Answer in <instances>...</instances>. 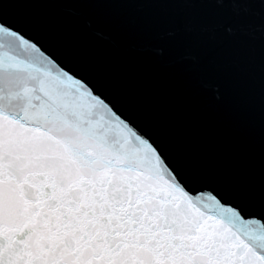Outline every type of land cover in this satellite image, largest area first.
<instances>
[{
  "label": "snow or ice",
  "instance_id": "obj_1",
  "mask_svg": "<svg viewBox=\"0 0 264 264\" xmlns=\"http://www.w3.org/2000/svg\"><path fill=\"white\" fill-rule=\"evenodd\" d=\"M51 9L97 15L116 44L156 33L165 63L204 54L194 77L243 73L258 164H208L71 30L32 22ZM0 264H264V0H0Z\"/></svg>",
  "mask_w": 264,
  "mask_h": 264
},
{
  "label": "water",
  "instance_id": "obj_2",
  "mask_svg": "<svg viewBox=\"0 0 264 264\" xmlns=\"http://www.w3.org/2000/svg\"><path fill=\"white\" fill-rule=\"evenodd\" d=\"M119 15L139 20L145 14L128 10ZM32 22L71 30L122 98H134L141 109L162 118L208 164L240 172L258 164L259 113L248 102L252 88L243 73L194 77L184 67L206 55L188 50L181 53L188 57L184 64L162 62L156 33L145 34L134 45L116 44L110 28L95 14L72 18L65 10L51 9L35 15ZM163 30H170L169 22Z\"/></svg>",
  "mask_w": 264,
  "mask_h": 264
}]
</instances>
